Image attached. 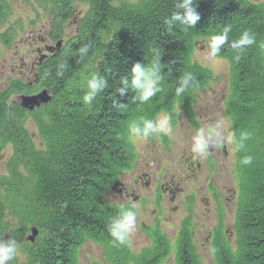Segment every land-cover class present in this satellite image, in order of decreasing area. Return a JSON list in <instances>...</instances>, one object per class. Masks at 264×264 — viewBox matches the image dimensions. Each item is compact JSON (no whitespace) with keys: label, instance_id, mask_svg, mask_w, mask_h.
I'll return each mask as SVG.
<instances>
[{"label":"trees","instance_id":"16d2710c","mask_svg":"<svg viewBox=\"0 0 264 264\" xmlns=\"http://www.w3.org/2000/svg\"><path fill=\"white\" fill-rule=\"evenodd\" d=\"M35 2L43 7L44 0ZM78 3L86 10L78 37L55 57H48L46 68L39 70V87L51 98L46 107L34 115L10 103L25 90L14 80L8 79L0 90V153H6V170L0 174V238L21 239L30 226L37 228L33 247L24 249L26 264H79V251L88 243L100 247L104 264H164L171 250L158 231L152 246L139 254L132 253L128 243L113 246L108 225L121 208L108 205L103 195L130 166L127 158H133L136 139L128 132L131 121L167 112L172 127L182 115L198 129L193 110L196 96L217 80L194 61V51L199 44L209 51L211 37L230 24V41L244 30L256 35V44L245 48L239 60L228 44L216 57L229 67L223 111L231 133L251 136L239 152L231 144L237 191L233 236L229 230L226 237L222 223L218 225L210 264H264V50L259 47L264 44V2L196 0L200 20L195 27L177 24L168 31L163 21L175 10V0H46V15L57 33L74 8H81ZM8 13L2 2L0 23ZM11 41V35H0V56ZM83 44L89 45V52L80 57ZM150 44L163 49V91L140 105L131 102V91L120 96L117 89L135 62L148 61ZM65 59L69 67L63 77H57V64ZM186 71L195 75L197 86L176 96L178 78ZM45 72L51 75L45 78ZM92 73L104 76L109 87L91 105H84L81 98ZM109 93L124 106H115L112 113L104 109L96 117L95 110L106 107ZM107 121L112 126L103 136L99 127ZM32 136L44 145L42 149L33 146ZM157 137L168 143L165 135ZM101 140L109 142L104 146L98 144ZM112 148L113 162L107 153ZM245 155L253 157L250 165L240 164ZM14 223L20 233L14 234ZM182 229L175 264H204L192 243L189 219Z\"/></svg>","mask_w":264,"mask_h":264},{"label":"flooded vegetation","instance_id":"af4514ba","mask_svg":"<svg viewBox=\"0 0 264 264\" xmlns=\"http://www.w3.org/2000/svg\"><path fill=\"white\" fill-rule=\"evenodd\" d=\"M36 0H23V3L28 7H33L39 13H33L32 20L29 22L27 29H21L19 22L14 18L15 8L19 7V0H0L1 3H6L8 7V16L4 22L0 23V35L5 33L12 36V41L10 45L4 49H10L12 46L18 48V43L24 47L30 48L29 56H15L12 60L11 73L13 74L10 78H7L2 85H0V90H2L8 79L14 80V83L21 84L24 90L23 94L15 95L12 99H9L10 103H17L19 105L20 96L31 97L36 96L41 93L44 88L39 87L40 78L39 70L46 68V60L48 57H54L62 51V48L66 45L68 41L76 39L79 35L80 29L82 27L83 17L85 14V9L82 4L80 10L75 11L68 21L61 26L60 31L57 33V28H55L51 22V18L46 16V0H44L43 7L37 5ZM32 10V8H31ZM41 13V14H40ZM46 19L48 23L46 24ZM21 38H24L23 41H20ZM59 46V48H58ZM15 69V70H14ZM106 101V107L97 109L96 117L106 109L108 113L115 111V104L117 102L116 95L109 93ZM52 102V100H51ZM50 102V103H51ZM49 103V104H50ZM46 105L40 106L38 109H35L33 114H37L43 110ZM31 112V113H32ZM182 116V115H181ZM183 117V116H182ZM184 122L192 133H195L197 130L192 128L189 123L186 121L185 117ZM29 120L32 123V127L35 130V124L33 123V118L29 116ZM112 123L107 121L103 123L99 128L102 129V135L104 136L111 129ZM176 126L172 127L175 128ZM96 128V126H95ZM33 138V146L38 149L43 148V144L39 141H35ZM108 140H101L100 143L108 144ZM144 150L138 153L134 147L133 149V158H127L130 162V166L127 170L123 171L122 174L118 176L117 180H114L110 185L108 192L103 195V201L110 206H117L121 208H132L136 212L137 222L136 230L140 235H143L145 240L148 242L150 248L153 244V237L158 231L161 236H165L170 245L171 255L166 259L171 260V264H175V246L177 240L182 233L183 224L186 220H190L191 208L195 202V194L188 195L181 199L179 198L183 194V188L181 184H176V176L172 172V167L167 166L163 168L161 166L162 155L168 152L170 145L169 143H162L161 140L156 136L151 139V137L144 141ZM134 146V145H133ZM108 156H110V161L114 160V150L108 149ZM185 153V151H184ZM223 154L224 157H227L228 151L225 143L210 152L207 158L197 157L194 153L190 152L186 160L187 168L190 169L192 166V160L201 159V161L195 164L196 170H201L205 168L211 175L216 170L215 159L220 158V154ZM2 153H0V159L2 158ZM235 159V158H234ZM235 163V160H234ZM6 168L4 164L0 168V174H3ZM234 170V168H233ZM232 170V171H233ZM191 170H189L190 172ZM207 192L211 193L217 201L216 212L217 218L213 227L206 233L205 244L208 245V257L210 256V246L216 239L215 235L218 231L220 223L223 225V209L220 204V196L217 191L212 187V184L207 187ZM231 197L234 200V212L233 220L236 215V204H237V191L231 193ZM185 211L186 216H184L179 223L177 231L173 232V226L168 224L172 221V216L176 215L179 212ZM188 215V216H187ZM219 225V226H218ZM234 222L230 229V232L225 230L223 226L224 233L227 237V233L230 234V237L233 236ZM15 233H20L19 228L16 223H14ZM163 226L167 227L170 231L173 232L172 239H169L163 232ZM35 230L36 235L31 241V231ZM191 233V231H190ZM39 232L37 228L30 226L27 230V233L20 239L17 238L19 245V253L10 264H26V255L24 249H30L33 247L36 238L38 237ZM192 238V237H191ZM192 243L198 253V247L196 241L192 238ZM147 249V248H146Z\"/></svg>","mask_w":264,"mask_h":264},{"label":"rangeland","instance_id":"374dc122","mask_svg":"<svg viewBox=\"0 0 264 264\" xmlns=\"http://www.w3.org/2000/svg\"><path fill=\"white\" fill-rule=\"evenodd\" d=\"M248 1L253 3L264 2V0ZM18 3L19 7L17 8L16 5L13 19H16L19 22L21 29H27L29 22L34 18L33 13L39 12L36 9H33V7L25 5L23 0H19ZM78 10H80L79 7L74 8V11L77 12ZM47 23L48 20L46 19V24ZM23 39L24 38H21L20 41H23ZM208 53L209 51L199 44L194 51L193 59L201 66L209 69L217 81L210 84L203 93L196 96L193 110L196 114L198 129L206 128L209 124L219 123L221 125L225 132L224 143L228 151L227 157H224L221 153L220 158L215 159L216 170L213 175H211L205 168L200 171L195 169V164L201 161L199 158L192 160V166H190L189 169L191 171L189 172L187 168L188 162L186 163V160L189 153L192 152V137L195 133H192L187 127L184 118L178 115V123L176 124V127L172 128L171 133L165 135L170 148L167 153L162 155L161 159V166L163 168L171 166L173 168L172 172L176 176V184L180 183L183 188V194L179 198V202L181 203V199L184 197L192 195L193 193L195 194V202L192 205V214L190 216V222L192 225L191 237L196 241L198 253L204 264H210L211 262V259L207 256L208 245L205 244L206 233L213 227L217 218V201L211 193L207 192L206 189L212 184V187L220 196V202L218 203L223 209V226L226 231L231 229L234 222V200L231 197V193L236 190L232 174L235 159L231 143L227 142V136L231 134V130L223 111V100L227 86L229 67L224 60L209 58ZM29 55L30 48L24 47L19 43L18 48L12 46L10 49L1 50L0 85L13 75L10 67L13 65L12 60L14 57H24ZM132 142L138 153L144 150V140L136 138L133 139ZM5 155L6 153L2 155L3 159H0V168L4 164ZM184 216H186L185 211L172 216V221L168 224L173 226V232L177 231L179 223ZM162 228L164 234L169 239H172L173 232L165 226ZM128 244L129 250L134 254H139L149 247L144 236L140 235L136 228L134 234L130 237ZM171 263V260H167L164 264ZM79 264H104L100 247L88 243L85 247L81 248L79 251Z\"/></svg>","mask_w":264,"mask_h":264},{"label":"clouds","instance_id":"9594fccd","mask_svg":"<svg viewBox=\"0 0 264 264\" xmlns=\"http://www.w3.org/2000/svg\"><path fill=\"white\" fill-rule=\"evenodd\" d=\"M175 10L164 19L163 23L167 30L171 31L177 24L185 26L187 29L195 27L200 20V14L196 10V0H175ZM232 31L230 24H225L222 30L211 37L209 44V58H216L220 55L224 45L228 44L235 51V59H240V54L245 48L256 44V35L249 30H244L239 37L230 41L229 34ZM264 50V44L259 46ZM89 52V45L83 44L79 47L80 57H84ZM147 53V62H135L127 76L121 79V87L117 89L120 96H125L129 91L132 103L140 105L147 104L153 97L163 91L164 74L162 70L165 64L161 63L163 49L154 44H150ZM69 67L67 59L57 64L56 76L63 77ZM51 75L45 72L44 77ZM86 91L82 96L84 105H91L98 94L109 87L108 80L99 73H92L86 79ZM197 86L195 75L186 71L183 72L175 87V95L182 96L189 88ZM115 106L123 107L119 102H114ZM171 116L167 112L161 113L158 117L147 118L144 116L133 120L128 125L129 135L147 141L153 135L160 136L171 133ZM251 134L241 132L239 137L235 132L227 136V142L235 146L234 150L239 152L245 146V141L250 139ZM225 142V132L219 123L209 124L206 128L198 129L192 137L191 151L197 157L207 158L210 148L219 147ZM253 157L245 155L240 159V164L250 165ZM132 208H122V210L111 219L108 225V233L112 238L113 246L125 245L134 234L137 222L136 212ZM19 253V245L15 238L9 237L7 240L0 238V264H10Z\"/></svg>","mask_w":264,"mask_h":264},{"label":"water","instance_id":"95a60500","mask_svg":"<svg viewBox=\"0 0 264 264\" xmlns=\"http://www.w3.org/2000/svg\"><path fill=\"white\" fill-rule=\"evenodd\" d=\"M59 48V46H58ZM50 97L48 96L47 92H42L36 96H31V97H20L19 98V105L27 111H33L35 109H38L42 105H46L50 101ZM215 149L213 147L212 149L210 148V152H212ZM31 241L33 240V237L36 235V231L32 230L31 231Z\"/></svg>","mask_w":264,"mask_h":264}]
</instances>
